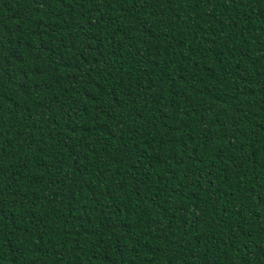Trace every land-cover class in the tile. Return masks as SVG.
<instances>
[{
    "label": "trees",
    "instance_id": "16d2710c",
    "mask_svg": "<svg viewBox=\"0 0 264 264\" xmlns=\"http://www.w3.org/2000/svg\"><path fill=\"white\" fill-rule=\"evenodd\" d=\"M0 264H264V0H0Z\"/></svg>",
    "mask_w": 264,
    "mask_h": 264
}]
</instances>
